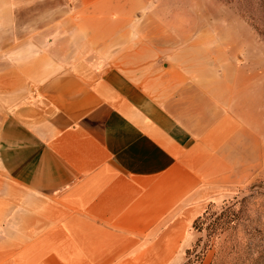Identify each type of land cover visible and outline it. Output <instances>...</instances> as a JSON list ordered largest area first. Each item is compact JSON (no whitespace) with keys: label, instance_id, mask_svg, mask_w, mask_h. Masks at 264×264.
Returning a JSON list of instances; mask_svg holds the SVG:
<instances>
[{"label":"crops","instance_id":"obj_1","mask_svg":"<svg viewBox=\"0 0 264 264\" xmlns=\"http://www.w3.org/2000/svg\"><path fill=\"white\" fill-rule=\"evenodd\" d=\"M26 1L0 0V31ZM109 47L68 66L0 39V264H25L30 238L37 264L45 236L59 264H177L233 175L241 104L232 87L218 102L229 77L159 70L146 50Z\"/></svg>","mask_w":264,"mask_h":264},{"label":"rangeland","instance_id":"obj_2","mask_svg":"<svg viewBox=\"0 0 264 264\" xmlns=\"http://www.w3.org/2000/svg\"><path fill=\"white\" fill-rule=\"evenodd\" d=\"M10 22L0 39L36 46L61 65L95 61L105 41L113 53L122 45L148 51L159 70L227 75L218 102H226L220 89L232 87L240 153L192 222L196 237L177 264H264V0H27ZM50 240L37 238V264H59ZM27 243L25 264L35 254L33 238Z\"/></svg>","mask_w":264,"mask_h":264},{"label":"trees","instance_id":"obj_3","mask_svg":"<svg viewBox=\"0 0 264 264\" xmlns=\"http://www.w3.org/2000/svg\"><path fill=\"white\" fill-rule=\"evenodd\" d=\"M200 218H198L196 221H198Z\"/></svg>","mask_w":264,"mask_h":264}]
</instances>
